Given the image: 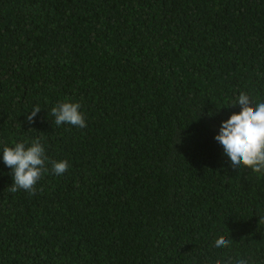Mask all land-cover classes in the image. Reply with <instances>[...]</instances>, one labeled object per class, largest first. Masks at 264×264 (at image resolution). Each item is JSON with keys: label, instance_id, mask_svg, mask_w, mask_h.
Segmentation results:
<instances>
[{"label": "trees", "instance_id": "16d2710c", "mask_svg": "<svg viewBox=\"0 0 264 264\" xmlns=\"http://www.w3.org/2000/svg\"><path fill=\"white\" fill-rule=\"evenodd\" d=\"M241 92L264 101V0H0V147L69 163L30 194L0 161V264H264V177L214 140Z\"/></svg>", "mask_w": 264, "mask_h": 264}, {"label": "clouds", "instance_id": "9594fccd", "mask_svg": "<svg viewBox=\"0 0 264 264\" xmlns=\"http://www.w3.org/2000/svg\"><path fill=\"white\" fill-rule=\"evenodd\" d=\"M228 106L238 107L239 112H233L227 119L220 122L214 140L221 146L231 172L249 169L264 177V101L253 106L248 93L241 92L234 103ZM81 104L71 100L56 103L50 109L57 127L71 125L84 129L86 120L81 112ZM41 111L36 107L27 115V120L33 122ZM0 161L11 170L13 193L23 190L34 194L35 185L43 175L50 172L53 175H63L69 168L67 160H51L40 139L30 143L27 140H13L10 146L0 147ZM229 245V240L223 236L214 242V248L221 252ZM239 264H245L243 260Z\"/></svg>", "mask_w": 264, "mask_h": 264}]
</instances>
